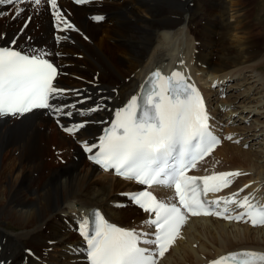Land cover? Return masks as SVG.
I'll return each instance as SVG.
<instances>
[{
    "label": "bare ground",
    "instance_id": "obj_1",
    "mask_svg": "<svg viewBox=\"0 0 264 264\" xmlns=\"http://www.w3.org/2000/svg\"><path fill=\"white\" fill-rule=\"evenodd\" d=\"M237 1L105 0L99 5L76 7L60 0V13L76 30L59 32L67 39H61L57 46L48 38L49 16L33 17L34 13L16 7L0 17V42L44 50L62 64L57 82L69 90L64 101L77 100L63 112L71 113L69 121H86L78 140L97 135L103 121L137 90L153 68L183 71L186 59L205 64L209 77L219 80L232 76L243 79L250 68L238 83L245 86L244 96L221 100L237 105L223 117L233 118L235 112L245 109L256 113L263 109L264 115V51L260 45L264 36L252 33L247 22L249 2L238 5ZM189 3L199 6L202 14L194 16ZM97 13H106L111 25L94 24L86 18V14ZM235 13L240 14L233 23L227 18ZM15 19H21L19 26L10 28ZM216 100L210 99L211 103ZM94 104L100 106L99 112L86 111ZM51 118L46 112H31L0 121V219L18 223L8 227L0 221V264H82L76 255L79 237L73 230L75 219L94 206L119 224L132 228L145 224L146 215L127 204L115 208L116 202L123 200L119 192L131 190L133 185L99 172L89 163L81 164L84 159L79 146L72 142L67 146L64 134L53 129ZM67 120L64 123L73 124ZM259 124L264 126V121ZM229 129L241 144L246 142L242 137L247 129ZM260 132L248 134L256 139L262 136ZM12 152L15 158H4ZM60 157L66 159L64 164L58 163ZM263 158L264 149L251 152L225 142L197 171L241 169L242 181H254L250 188L258 185L262 191ZM53 159L57 164H51ZM245 247L264 250V227L191 218L160 264H196Z\"/></svg>",
    "mask_w": 264,
    "mask_h": 264
},
{
    "label": "snow or ice",
    "instance_id": "obj_2",
    "mask_svg": "<svg viewBox=\"0 0 264 264\" xmlns=\"http://www.w3.org/2000/svg\"><path fill=\"white\" fill-rule=\"evenodd\" d=\"M75 2L86 4L89 0ZM35 3L39 4L40 0ZM47 3L54 10L58 30H76L60 13L57 0H47ZM92 19L101 21L104 17ZM56 39L59 42L67 37L57 36ZM46 55L44 50L23 54L19 50L0 47V116L23 115L34 109L62 111L54 101L67 90L55 86L61 73L44 58ZM142 88L139 95L132 96L116 112L99 145L85 143V151L99 148L89 159L105 170L114 169L117 175L141 185L174 189V195L160 200L146 190L125 194L135 205L154 216L144 221L156 229L150 239L144 238L148 233L110 223L98 210L82 217L78 231L87 245L89 264H156V256L162 257L180 235L187 213L237 221L247 217L253 226L264 225V205L253 202L250 196L236 199L243 188L229 197L205 199L207 193L231 185L232 177L242 175L239 170L204 176L186 174L221 142L212 131L211 117L195 85L186 83L179 72L164 76L157 71ZM98 107L86 111L94 112ZM84 127V123H79L65 131L74 132ZM225 138L232 139L231 135ZM231 205L242 211L231 215L235 211ZM141 243L153 247H142ZM209 264H264V253L253 250L230 252Z\"/></svg>",
    "mask_w": 264,
    "mask_h": 264
},
{
    "label": "rangeland",
    "instance_id": "obj_3",
    "mask_svg": "<svg viewBox=\"0 0 264 264\" xmlns=\"http://www.w3.org/2000/svg\"><path fill=\"white\" fill-rule=\"evenodd\" d=\"M236 1V0H235ZM238 2V5H239V3L240 4H242V3H247V2H249V8H248V10H249V15H248V18H246L248 21V23H249V25L251 26V31H252V33H256L257 34V36H259V37H263L264 36V32H263V30H264V0H238L237 1ZM228 4H229V1H228ZM189 7H191L192 9H193V15L194 16H199V15H201L202 13V11H201V8L198 6H196L197 8H195V6L192 4V3H189ZM198 8H200V9H198ZM8 12V11H7ZM236 14V15H235ZM235 14H233V16L234 17H228L227 19L229 20V21H231V22H233V23H236V19L235 18H237V16H239V14L240 13H235ZM241 21L243 22L244 20L243 19H241ZM20 22H21V19H15L14 20V22H12V23H10V25H9V27L10 28H13L15 25H17V26H19V24H20ZM34 23V22H33ZM255 27V28H254ZM261 28V31L259 30ZM262 28H263V30H262ZM256 31V32H255ZM99 37H101V35H100V33H99V35H98ZM74 37H76V36H74ZM262 41V40H261ZM260 41V42H261ZM260 45H261V48H262V50L264 51V41L263 42H261L260 43ZM263 65H264V63H263ZM264 69V68H263ZM250 70V68H248L247 70H246V73H245V75H244V78L247 76V72H250L249 71ZM262 71H264V70H262ZM95 76H97L98 75V71L97 70H95ZM126 78H128V77H125V82L127 81L126 80ZM232 78H237V77H235V76H232ZM243 78V79H244ZM238 79H239V77H238ZM243 79L242 78H240L239 79V81H238V83H240V82H242L243 81ZM95 82H93V84H94ZM237 83V84H238ZM239 85V87H238V89H235L233 92H232V97H230L229 99H233L234 97H236V96H242L243 94H244V89H245V86L243 85V84H238ZM94 86V85H93ZM231 87L232 88H234V85L233 84H231ZM241 87H243V89L241 88ZM240 88V89H239ZM240 94V95H239ZM245 94H247V93H245ZM244 96V95H243ZM232 107L233 108H236L237 107V105H235V104H232ZM262 111H263V109L261 110V112H254V111H251V112H249V110L248 109H245V111L244 112H240V111H237V112H235L236 113V115H235V117H233V120L235 121V122H238V123H245V125H243V124H241V125H236V126H234V127H243L244 129H247L248 130V132H244V134H245V136L244 137H242V138H246V142H248V147L246 148V149H244V148H242V149H244V150H247V149H250L251 150V152H255V151H261V149L263 150L264 149V141H262L261 140V137L260 136H257L256 137V139L251 135V134H248V133H256V134H258L259 132H260V130H261V132H260V135H264V133H263V131H264V126L262 125L261 126V124H259V122H261V121H264V115L262 114ZM255 114V115H254ZM256 115H258V117H256ZM249 116H251L250 117V119L248 120V117ZM245 117V118H244ZM244 118V119H243ZM257 118H259V119H257ZM245 120H247L248 122L246 123V121ZM252 121V122H251ZM255 121V122H254ZM252 124V125H251ZM251 125V126H250ZM253 125H256V127L255 128H253ZM245 126H247V127H245ZM261 128V129H260ZM259 130V131H258ZM49 133V132H48ZM50 134H51V131H50ZM255 139V140H254ZM261 140V141H260ZM264 140V139H263ZM54 142H55V140H54ZM246 142H244V143H246ZM243 143V144H244ZM261 143H263V144H261ZM54 144H56V142L54 143ZM9 156V157H8ZM7 157L9 158V160H10V157H13V158H15L16 156L13 154V152H12V154L10 153V154H5V156H4V158L5 159H7ZM263 160H264V158L262 159V161H260V163H263ZM53 161V162H52ZM51 161V164L53 163V164H57V161H55L54 159ZM54 161H55V163H54ZM23 163V162H22ZM58 163H60L61 164V162H58ZM52 164V165H53ZM263 181V179L261 180V183H263L262 182ZM258 183H259V181H258ZM260 183V184H261ZM28 196L30 197H33V195H29L28 194ZM0 221H5L6 222V224H7V226L9 225V224H11V223H13V224H18L17 222H12V220H5V219H0ZM8 227H10V226H8ZM193 246L195 247V244H193Z\"/></svg>",
    "mask_w": 264,
    "mask_h": 264
}]
</instances>
